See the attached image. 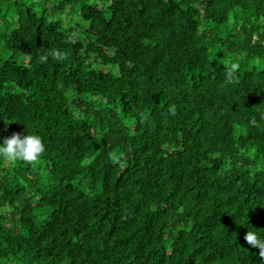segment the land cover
<instances>
[{
	"label": "trees",
	"instance_id": "1",
	"mask_svg": "<svg viewBox=\"0 0 264 264\" xmlns=\"http://www.w3.org/2000/svg\"><path fill=\"white\" fill-rule=\"evenodd\" d=\"M15 133L0 264H264V0H0Z\"/></svg>",
	"mask_w": 264,
	"mask_h": 264
},
{
	"label": "clouds",
	"instance_id": "2",
	"mask_svg": "<svg viewBox=\"0 0 264 264\" xmlns=\"http://www.w3.org/2000/svg\"><path fill=\"white\" fill-rule=\"evenodd\" d=\"M53 55L57 60H64L67 53L58 49ZM46 60V56H41L42 62H46ZM168 112L174 116L177 112L176 106L170 104ZM45 151L46 145L40 135L30 134L22 138L21 134L15 133L10 137L3 138L0 142V162L6 165L16 162L32 164L37 162ZM244 239L252 247L258 248L259 255L264 257V233L258 229L255 231L248 229Z\"/></svg>",
	"mask_w": 264,
	"mask_h": 264
},
{
	"label": "rangeland",
	"instance_id": "3",
	"mask_svg": "<svg viewBox=\"0 0 264 264\" xmlns=\"http://www.w3.org/2000/svg\"><path fill=\"white\" fill-rule=\"evenodd\" d=\"M72 19H73V23L76 24V23H79L80 22V17L78 18V15H72Z\"/></svg>",
	"mask_w": 264,
	"mask_h": 264
}]
</instances>
